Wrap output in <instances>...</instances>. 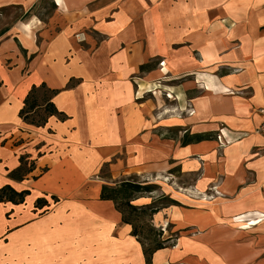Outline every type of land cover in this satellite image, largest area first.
Listing matches in <instances>:
<instances>
[{"label":"crops","instance_id":"1","mask_svg":"<svg viewBox=\"0 0 264 264\" xmlns=\"http://www.w3.org/2000/svg\"><path fill=\"white\" fill-rule=\"evenodd\" d=\"M31 1L0 0V12L20 2L28 9ZM54 1V15L65 20L56 30L43 28L40 45L33 42L34 21L0 38V62L5 51L15 58L11 68L0 66V186L29 191L22 203H0V264H115L117 256L131 264V254L116 251L117 243L131 246L130 225L113 202L99 199L102 183L91 179L126 144L139 116L144 87L132 71L154 81L159 103L171 93L174 127L204 136L186 144L178 136L168 157L171 168L190 177L185 186L172 175L178 195L186 193L188 207L206 213L188 225L204 243V263L264 264V136L257 132L264 122V0H143L144 11L155 12L154 33L146 17L132 16L129 0ZM133 1L142 11L141 1ZM107 14L111 20L102 25ZM87 19L97 22L98 37L73 41ZM34 48L42 53L29 57V64L37 62L27 69L35 76L27 91L42 82L58 90L52 102L67 115L64 121L51 116L42 127L18 116L27 91L21 95L12 85L23 79L25 51ZM153 57L156 66L147 65ZM156 121L163 130V118ZM21 155L34 168L11 179ZM164 156L156 150L158 173ZM39 199L45 203L37 205ZM69 204L104 212L103 220L120 227L104 237L86 235L82 217H51L52 209ZM253 220L259 221L247 225ZM162 258L163 249L155 251L151 264Z\"/></svg>","mask_w":264,"mask_h":264},{"label":"rangeland","instance_id":"2","mask_svg":"<svg viewBox=\"0 0 264 264\" xmlns=\"http://www.w3.org/2000/svg\"><path fill=\"white\" fill-rule=\"evenodd\" d=\"M135 1L138 2V0ZM140 1L143 5L142 11H139L138 5L133 0H129L131 14L133 17H139L140 14L144 19L146 17L148 21L146 27L147 31L149 33L153 31L154 33L152 26L154 27L155 25V12H152L153 10L151 12H145V2L143 0ZM152 2L153 0H149V3ZM89 6H91V4L86 5V7L83 6L82 11L86 12ZM56 7L57 5L54 0H33L28 9L27 4L23 2L12 6H5L0 12V38L8 35L15 26L23 27L29 21H34L36 26H33L32 31L38 30L33 35V42L40 45V41L43 38V28L50 25L52 30H56L59 28L60 23L65 20L64 17L60 19L54 15ZM82 8H80V10ZM69 20L71 21L72 19L66 18V22ZM110 20V15L107 14L103 17L101 24L104 25ZM87 21L89 25L79 26L76 33L81 32L83 37L85 35L86 39L92 37L97 38V32L94 30L97 22L93 24L94 19H87ZM63 26L67 27L65 23ZM138 26H141V24H138ZM72 39L76 41L74 34ZM85 42L86 40H82L77 43L83 44ZM19 52L22 54L21 52L24 53V50ZM9 53V51H5L3 59L0 62L1 67L6 65L5 68H11V65H13L15 58L9 56ZM36 53H42V49L34 48L29 53L25 51L26 60L23 64V79L18 81L19 83L16 81L12 83V85H14L13 88L21 95L27 91L28 85L35 79V76H27L29 74L27 69L32 70L33 67H35L34 64L37 60H34L32 65L28 62L30 61L29 57H32V55ZM149 60L147 65L156 66L155 57ZM162 63L161 61L159 64ZM144 73H139L138 71H132L131 73L132 77L138 81L137 83L135 82V84H141L144 90L140 91L141 96L138 99L139 106H136L140 107L139 116L136 121L132 122L133 125L130 138L127 139L126 144L118 149L111 159L108 160L109 162L101 165L100 170H98L92 179H89L95 180V184L102 183L114 185L122 181L130 180L137 181L141 184H150L152 186L151 192L144 193L142 194L143 196L138 199L130 201V203L135 206L132 211L124 208V201H118V207L124 210V217L128 218L131 225L135 227L138 233L137 237L131 235V246L128 245V242L117 243V252L125 251L131 254V264H147L144 263V255L139 256L137 254V248H140L143 254V249H151L160 245L163 246V248H161L163 249V258L160 260L159 264H205L203 258H200L203 255L204 243L198 239L194 240V234H197V231H194L195 227H193L192 224L194 221L198 223L199 220L204 218L206 213L204 209L189 208L186 193L182 192L181 196L178 195L176 190L177 187L174 183L176 181L172 179V175L178 177L179 181L184 183L185 186L191 182L190 177L187 173H181L179 167L171 168L172 163L168 158L178 136L182 135L184 138L185 135L189 136V132L183 130V128L179 129L173 126L172 116L177 112V107L173 105L171 101L172 97H168L171 93L165 92L163 99L160 100L159 103L157 100L155 83L154 81H147L144 79ZM75 81L76 80L73 79L70 83L74 84ZM169 84L170 83H168V85ZM38 95L41 96V92H39ZM181 115L182 114L179 116ZM156 117L160 120L163 118V130L156 128ZM136 123H139L138 127H136ZM141 125H146V128H142L143 126L141 127ZM157 149H163L165 153L164 166L160 173H158L159 169L156 167ZM184 188L187 189V187ZM65 201L73 202L75 200L67 198ZM97 205L101 211L107 212L103 203ZM111 210L113 211L112 208ZM96 211V209L90 207H86L82 210L76 209L75 206L69 204L64 209H52L51 217H68L69 219H80L82 217L84 219L83 232L86 235L95 233V235L98 234L104 237V235L110 233L114 234L115 228L117 231L120 226H112L111 221L102 219V217H105L104 212H100V214L97 215ZM189 222L192 223L190 226H188ZM131 225L130 228L132 231L133 227ZM180 226H184V228L180 229ZM197 226L201 229L198 224ZM172 249L178 250L179 262H169L168 254ZM115 261V264H123V259L119 256L115 258Z\"/></svg>","mask_w":264,"mask_h":264},{"label":"trees","instance_id":"3","mask_svg":"<svg viewBox=\"0 0 264 264\" xmlns=\"http://www.w3.org/2000/svg\"><path fill=\"white\" fill-rule=\"evenodd\" d=\"M71 81L72 80H70V82ZM70 82L67 84V88L75 85ZM39 92H41V96L38 95ZM58 92V90L49 89L43 82L38 85L32 84L23 99V105L18 112V116L23 122L31 124L35 127L44 126L47 119L51 116H56L59 120L64 121L67 118V115L59 111L52 102V98ZM203 138L204 136L200 134L191 136L185 135L182 140V144H186L191 141L198 142ZM33 168L34 161L29 160L27 155H21L19 158V166L9 171L8 176L14 180H22ZM151 191L152 186L150 184H141L137 181L126 180L114 185L102 184L99 199L102 201L113 202L115 210L121 214V220L124 223L131 225L128 218L123 215L124 210H121L120 207H118V201H124V208L132 211L135 206H133L130 201L136 200L143 196L142 194L149 193ZM27 194H29L28 190L16 191L13 187L6 184L0 186V203H22ZM42 203H45V201L42 199L37 200V205ZM131 235L137 237L138 233L136 232L135 227L132 228ZM161 248H163V246L160 245L151 249H143L145 263L151 264L152 254Z\"/></svg>","mask_w":264,"mask_h":264},{"label":"bare ground","instance_id":"4","mask_svg":"<svg viewBox=\"0 0 264 264\" xmlns=\"http://www.w3.org/2000/svg\"><path fill=\"white\" fill-rule=\"evenodd\" d=\"M156 30H157V28H156ZM78 37L82 38L83 35L80 34ZM162 66H165L166 68L169 67L168 64L165 61H163ZM168 97H172V96L169 95ZM257 221H259V220L249 221V222H247V225H252L253 223H256ZM234 225H235V222H234ZM178 257H179L178 250H176V249L170 250V252L168 254V258H169V262L170 263H176V261L178 260ZM200 258H202V257H200Z\"/></svg>","mask_w":264,"mask_h":264},{"label":"built area","instance_id":"5","mask_svg":"<svg viewBox=\"0 0 264 264\" xmlns=\"http://www.w3.org/2000/svg\"><path fill=\"white\" fill-rule=\"evenodd\" d=\"M80 34H81V33H80ZM80 34H79V35H80ZM79 35H76V36H75V38H76L77 40H81V38L78 37ZM81 35H82V34H81ZM257 132H259L260 134H262V135L264 136V122H262L261 125L258 127Z\"/></svg>","mask_w":264,"mask_h":264}]
</instances>
